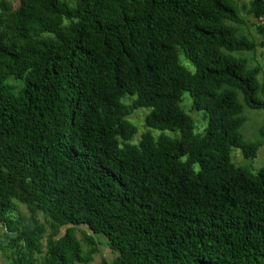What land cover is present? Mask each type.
Masks as SVG:
<instances>
[{
  "label": "trees",
  "instance_id": "16d2710c",
  "mask_svg": "<svg viewBox=\"0 0 264 264\" xmlns=\"http://www.w3.org/2000/svg\"><path fill=\"white\" fill-rule=\"evenodd\" d=\"M250 12L263 16L264 0ZM226 21L243 22L233 0H19L0 16L8 264H91L98 238L113 254L100 264H264V165L230 159L258 146L239 132L238 95L264 108L259 67L230 54L255 42ZM184 92L207 117L202 133L180 106ZM124 96L150 109L148 127L178 136L131 142ZM38 211L52 228L45 249Z\"/></svg>",
  "mask_w": 264,
  "mask_h": 264
},
{
  "label": "rangeland",
  "instance_id": "374dc122",
  "mask_svg": "<svg viewBox=\"0 0 264 264\" xmlns=\"http://www.w3.org/2000/svg\"><path fill=\"white\" fill-rule=\"evenodd\" d=\"M68 5L72 6L75 0H64ZM251 0H233V5L236 7L240 17L242 18V23H234L231 21H226L228 25L235 28L236 33L240 36H245L249 40L255 42V47L252 50L246 51H234L230 54L234 56H241L247 59L248 66H258L259 72L257 79L259 81V91L258 96L264 99V34L260 31V27L264 24V15L256 16L250 12ZM19 5V0H0V16H4L8 10L16 9ZM179 61L188 69H192L191 64L186 59V57L179 51ZM10 82L16 84V81L10 79ZM133 97L124 96L123 103L130 108L133 101ZM238 100L242 106V115L244 116V122L239 128V132L246 142H256L258 143L257 149L255 151L254 157H245L240 149L232 148L230 152L231 162L235 165L244 166L256 172L259 168L264 165V108L254 109L248 107L239 93ZM180 106L192 119L194 125V132L202 133L207 122V117L203 111L195 110L191 107V98L187 92H184L180 102ZM149 108L137 107L130 108L127 115V119L136 126V132L131 138V142L137 143L140 140L141 135L149 131L154 137L160 133H164L170 137H177V132H170L168 130H157L150 128L145 123V116L149 112ZM15 214H19L23 217L29 216L26 207L23 204L15 203ZM35 217L44 225L45 233L42 238V244L45 249L46 236L52 231L51 226L47 217L40 211L35 213ZM66 226H63L58 231L55 238L62 235ZM75 228V234L78 239H80L83 250H87L90 245L82 239L83 233L86 229L83 226H77ZM5 229L2 224H0V264H8L9 261V251L4 250V245L6 244L5 239ZM99 244L97 250L91 254V264H100L102 259L111 260L113 254L110 249L106 246L105 241L102 238H98Z\"/></svg>",
  "mask_w": 264,
  "mask_h": 264
}]
</instances>
